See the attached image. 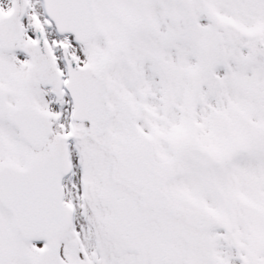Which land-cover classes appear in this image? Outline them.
<instances>
[{
	"label": "snow or ice",
	"instance_id": "1",
	"mask_svg": "<svg viewBox=\"0 0 264 264\" xmlns=\"http://www.w3.org/2000/svg\"><path fill=\"white\" fill-rule=\"evenodd\" d=\"M0 264H264V0H0Z\"/></svg>",
	"mask_w": 264,
	"mask_h": 264
}]
</instances>
